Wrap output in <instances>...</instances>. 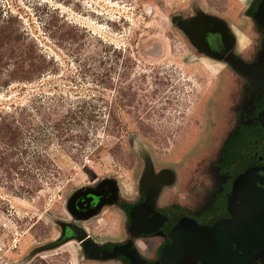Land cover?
<instances>
[{"label": "rangeland", "instance_id": "1", "mask_svg": "<svg viewBox=\"0 0 264 264\" xmlns=\"http://www.w3.org/2000/svg\"><path fill=\"white\" fill-rule=\"evenodd\" d=\"M263 2L0 0V26L23 35L49 64L40 78L0 87V111L27 109L34 123L21 148H40L56 165V170L36 173L39 191L34 195L21 188L26 176L10 180L7 166L0 171V264L37 259L45 264H130L118 253L131 249L141 234H153L136 243L145 247L146 259L155 261L136 254L144 264H202L176 230L181 221L208 227L199 221L222 218L228 208L234 187L217 193L218 177L212 175L217 168L242 166H232L238 160L233 152L222 157L232 142L228 123L243 119L239 123L247 130L244 123L251 113L259 134L263 131L264 23L257 17ZM215 28L226 36L222 57L208 53L192 35L195 29ZM215 37L208 36L213 51ZM8 47L0 50L5 56L0 79L5 81L13 71ZM237 61L245 68H235ZM82 103L84 118L71 135L88 132L83 143L51 125ZM93 108L103 124L87 120ZM165 173L171 176L167 182L161 180ZM102 184L113 186L115 199L75 217L73 200L85 190L97 192ZM199 188L208 198L201 204L204 212L187 203L189 198L199 202ZM255 189L247 190L260 206ZM217 195L218 203L206 212ZM167 210L182 216L170 232L163 215ZM241 216L213 224L227 238L232 260L243 255L234 242L239 230L264 212L249 220ZM68 227L83 231L87 239L80 243L71 233L65 236ZM159 231L169 232L170 240ZM171 246L183 255L168 263L163 253ZM100 254L108 258H95ZM245 260L264 264V249Z\"/></svg>", "mask_w": 264, "mask_h": 264}, {"label": "trees", "instance_id": "2", "mask_svg": "<svg viewBox=\"0 0 264 264\" xmlns=\"http://www.w3.org/2000/svg\"><path fill=\"white\" fill-rule=\"evenodd\" d=\"M5 44H9L7 59L12 62L13 71L8 76L9 80L0 79L1 88H8L11 81L29 82L32 78H40V76L47 72L49 64L45 57L36 53L37 50L33 43H30L18 32H11L10 29L0 26V50H3ZM3 57L5 56L1 53L0 62ZM4 66H0V69H3ZM85 107L86 103H82L78 106L79 109L76 112L69 113L65 117H61V119L52 121L51 125L55 127L53 130L56 129V132L60 130L61 135L65 136L68 134L72 139H78L82 143L87 141L88 132L84 131V133L74 135L73 137L71 135L72 127L76 128V126H80V122L84 118L82 115L85 112ZM16 109L9 113L0 111V171L4 173L3 167L7 166L5 169L7 173L6 178L10 180H14L12 175L16 176V179L19 176H26L28 180L24 182L21 188L28 195H34V193L39 191V181L37 180L36 173L42 172V169L48 170L50 167H54L52 169L56 170V165L40 148H21L22 142L25 139V132H28L33 125L34 118L33 115L27 113V109ZM87 120L99 124L104 123L102 118L96 114L94 108L88 112ZM66 125H68V128L63 130V127ZM61 137L59 136L57 139ZM28 146L30 147V145ZM30 264L45 263L37 259Z\"/></svg>", "mask_w": 264, "mask_h": 264}, {"label": "water", "instance_id": "3", "mask_svg": "<svg viewBox=\"0 0 264 264\" xmlns=\"http://www.w3.org/2000/svg\"><path fill=\"white\" fill-rule=\"evenodd\" d=\"M257 17L264 23V2L257 11ZM192 35L211 55L222 57L227 53L225 44L226 36L224 31L221 29L215 28L208 31L195 29L192 32ZM209 35H218L222 44L221 51L217 52L211 49L208 41ZM261 81L260 83H262V86L264 87V83ZM167 177L171 179V176L168 173H165L162 175L161 180L163 182H167L170 180H167ZM106 188L107 190H105ZM108 193L111 195L108 200L110 202L115 199L114 196L116 193V190L110 184H102L97 192L90 193L92 197L98 199L95 210L99 209L102 204H104L102 195H106ZM176 233L179 235L181 233V235L185 237L189 249L196 255L202 264H247L245 260L246 256L254 253L255 251H262L264 249V218L261 217L252 220L239 230L234 242L243 255H236V260H232L230 257L228 240L222 235V231L218 225L198 228L186 221H181L177 227ZM71 235L74 236V238L80 243L87 239V235L83 231H79L77 229H71ZM119 252L120 253L118 254L125 256L129 260L130 264H144L138 259L133 249L124 248ZM115 255L116 254H109L108 256L113 257ZM182 255L183 253L181 248L171 246L165 249L163 253V260L168 263L177 262L182 258ZM95 258L105 259L108 257L100 254Z\"/></svg>", "mask_w": 264, "mask_h": 264}, {"label": "flooded vegetation", "instance_id": "4", "mask_svg": "<svg viewBox=\"0 0 264 264\" xmlns=\"http://www.w3.org/2000/svg\"><path fill=\"white\" fill-rule=\"evenodd\" d=\"M214 40L216 42V46H214V48L217 51H221L222 45L220 43V39L215 37ZM255 113H256V111H255ZM246 117H247V120H246ZM246 117H244L246 120L244 125H246V124L249 125V128L247 130H244V127H242L241 124L239 123L240 121H242V119L240 120V118H238V119L236 118L235 120L233 119L226 126L227 130L230 131L229 135L231 134L230 138H231L232 142L229 144L228 149H226V152L222 153V157L224 155H226L227 151L231 152V154H230V157H231L232 152H233L232 156H234V154H237L238 160H234V163L232 166L238 167L241 164V160H242L244 168H251V170L254 169L258 172V174L260 176L264 177V170L261 171V168L264 167V128L263 127L261 128L263 131H261V133L259 134V132L256 128V124H257L256 118L253 117V115L251 113H249L248 116H246ZM250 131H253V132L251 133ZM246 133H248V134L246 135ZM246 136H248V137H246ZM257 136L259 138H257ZM240 157H242V158H240ZM236 170L232 169V171H230L229 168L226 171L224 170V172H223L224 176H225L224 178H226V176L229 175L228 172H230L232 174V173H236ZM217 171H220V169L217 168ZM230 176H232V175H230ZM204 188H205L204 191L205 190L207 191V196H208V186H206L204 184ZM105 190H107V188ZM199 190H200V192H202V193H200L201 197L199 199V202H196L195 200H193V198H189L187 200V203L189 205L193 206V208H195L196 210H198L200 212H204V209L200 210L202 208L201 204L204 202V199L206 202L208 200V198H207V196H205L203 194V191L200 188H199ZM215 191L217 192V189ZM85 193H86V195H85ZM102 196H103V200H108L110 197V194L108 193V194L102 195ZM97 202H98V200L91 196L90 191L85 190V191L79 193V195L73 200V203L71 206V211L75 215V217H79V218L85 217L93 211V209L97 205ZM167 212L168 213H166V214L164 213L163 215L166 216L167 223L170 226V227L169 226L166 227V229L168 230L169 228H172L179 221V219L182 216L180 214L176 215L172 211H171L172 213L169 212L168 210H167ZM225 213H227L226 209H225L224 214L222 216L223 219L228 218V216L225 215ZM151 215H152V213H150V216ZM222 218L214 217L212 219H208L207 217H205L202 220H200L199 223L209 227V226H212L213 224H215L217 221L221 220ZM76 226L81 228L80 223L79 224L77 223ZM150 228L153 231L155 230V229H153V227L149 226L148 229H150ZM71 229H77V228L76 227L75 228L74 227H70V228L68 227L66 229L65 236L69 235L71 233ZM168 231L170 232V229ZM169 232L167 233V232L162 231L160 233H162L163 238L169 239V237H170ZM149 237L153 238V234H150V235L141 234L139 236L138 235L135 236V238H134L135 242L132 241V244L130 247H131V249H133L135 251V253L138 256H140L141 258H144V260H146L148 263H153L155 261L146 259L145 255H144L145 254V247H144V249H141V248H138L137 244H136L137 241L146 240ZM157 245H158V243H157ZM121 259H125V258L121 257Z\"/></svg>", "mask_w": 264, "mask_h": 264}, {"label": "crops", "instance_id": "5", "mask_svg": "<svg viewBox=\"0 0 264 264\" xmlns=\"http://www.w3.org/2000/svg\"><path fill=\"white\" fill-rule=\"evenodd\" d=\"M233 65L235 68L239 70H240V67L245 68L243 64L239 62L233 63ZM243 70H245V73H246V69H243ZM262 127L264 128V123H262ZM222 164H228V163H222ZM241 165L242 166L239 167L237 170L235 169L236 173L231 174L230 172H228L229 175H227L226 178H224L225 177L223 173L224 169H220V171H217L216 169V171L212 172V175H216L215 177H218L217 180H218L219 186L218 188L216 186L217 193L220 192L222 187L223 189H225V191L227 189L230 190L231 188H227L229 187V185L230 187L231 185H233L235 189V190L231 189L233 195L231 197L230 196L228 197V205H227L228 208H226V210L228 209V211L227 213H225V215H227L228 218L223 219L224 221H231L237 218L242 219V216H241L242 213H243V216L244 215L246 216V220H249V219H252L253 217L260 216V214L264 212V203H263L264 202V177L260 176L258 172L254 169L251 170V168H244L242 160H241ZM261 179L263 180L261 181ZM252 187L257 188L254 191L261 197L259 198L261 200L260 206H256L258 197L251 198L253 191L249 192L247 190L248 188H252ZM217 200L219 201L218 195L215 198V200H213L212 203L208 205V207L206 208V212L212 209L213 206H216V204L218 203ZM253 210L255 211L259 210V215H257L256 213H253ZM263 217L264 216H261V218Z\"/></svg>", "mask_w": 264, "mask_h": 264}]
</instances>
